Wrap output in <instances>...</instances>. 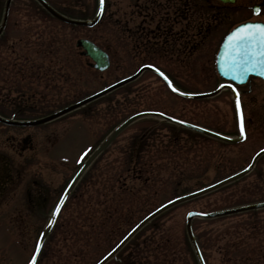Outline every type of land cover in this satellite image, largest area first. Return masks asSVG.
I'll return each mask as SVG.
<instances>
[{
	"label": "rangeland",
	"instance_id": "rangeland-1",
	"mask_svg": "<svg viewBox=\"0 0 264 264\" xmlns=\"http://www.w3.org/2000/svg\"><path fill=\"white\" fill-rule=\"evenodd\" d=\"M49 1L75 18H91L98 2ZM118 4V0H104L96 23L70 26L48 14L36 0H11L0 34V49H29L28 62L41 67L40 83L49 96L46 101L50 110L131 73L142 62L161 66L182 90L194 92L215 87L219 81L213 68L215 49L222 34L237 19L221 22L212 36H206L199 50L188 52L182 59L178 54L158 57V50L153 54L148 50L141 52L120 33L115 19ZM3 5L4 0H0V20ZM77 37H87L100 45L108 53L109 66L102 71L88 68L86 58L77 56ZM35 52H45L46 56ZM238 90L245 135L237 142L220 141L156 116L137 118L120 129L80 176L73 197L62 205L35 264H92L133 223L160 203L245 166L253 153L264 146L262 82L254 79ZM143 109H158L228 135L238 133L235 105L228 89L206 97L185 98L171 92L157 75L145 70L57 118L53 128L57 127L59 139L53 149L71 162L66 168L60 162L56 176L48 169L46 179L61 183V190L78 161L120 121ZM6 152L10 156L9 180L8 189L0 192V223L6 227L0 225V264H27L49 213L44 212L45 208L40 212L42 226L36 230L29 226L26 230L20 226L19 230L10 221L17 216L11 218L6 209L15 199H21L25 185L30 188L28 178H35L36 168L21 167L24 158ZM28 168L30 171L26 172ZM85 180L89 181L86 195ZM122 185L131 188V194ZM104 193L113 195L119 216H102L100 202L106 196ZM260 199H264V153L243 176L157 213L129 238L116 257L130 255L131 264H198L185 231L187 211H209ZM87 204L91 207L89 212ZM191 227L205 264H264V255L258 253L264 251V207L194 217ZM105 264L116 261L111 259Z\"/></svg>",
	"mask_w": 264,
	"mask_h": 264
},
{
	"label": "flooded vegetation",
	"instance_id": "flooded-vegetation-1",
	"mask_svg": "<svg viewBox=\"0 0 264 264\" xmlns=\"http://www.w3.org/2000/svg\"><path fill=\"white\" fill-rule=\"evenodd\" d=\"M118 3L115 19L120 33L130 38L141 52L158 50V57L178 54L182 59L188 52L199 50L206 36H212L221 22L229 23L236 19L264 21V0H234L232 3L221 0H118ZM256 7H259L258 13L253 12ZM28 50L0 49V192L8 189L10 156L6 151L24 158L21 167L34 165L35 178H28L30 188L25 185L21 199L18 202L15 199L6 210L11 218L17 216L10 221L16 223L18 229L21 226L26 230L29 226L36 230L37 226H42L43 209L50 214L60 196L61 183L48 181L46 175L49 169L56 176L61 160L60 154L53 149L59 139L57 127L53 128L57 118L39 121L51 112L46 101L49 96L43 92L40 83V65L27 60L30 59ZM50 103H53V97ZM68 164L66 161L67 166L61 165L66 168ZM29 171L30 168L26 169ZM84 183L83 194L86 195L89 181ZM75 186L67 199L73 197ZM122 188L131 194V188L125 185ZM104 197L100 202L102 216L106 219L119 216L120 210L115 206L113 195L109 193ZM84 199L89 204V197ZM86 209L89 212L91 207L88 205ZM0 225L5 227L2 223ZM119 249L108 260L113 259L116 264H131L130 255L116 257ZM54 253L57 254V249Z\"/></svg>",
	"mask_w": 264,
	"mask_h": 264
},
{
	"label": "water",
	"instance_id": "water-1",
	"mask_svg": "<svg viewBox=\"0 0 264 264\" xmlns=\"http://www.w3.org/2000/svg\"><path fill=\"white\" fill-rule=\"evenodd\" d=\"M9 1L10 0H5V4H4V9H3V15H2V19H1V23H0V32L4 26V23H5V19H6V15H7V9H8V5H9ZM44 7L47 11H49L53 16L57 17L58 19L60 20H63L65 22H71V23H81V24H92L96 18L98 17L99 15V12H100V7L98 9V13L97 15L95 16L94 19H91V20H73V19H70L58 12H56L52 7H50L48 5V3L44 0H38ZM75 45L76 46H80L82 47V51L81 53L87 55L88 57H90L92 59V63L91 65L95 68H98V69H104L107 65H108V57H107V54L100 48L98 47L97 45H95L92 41L86 39V38H78L76 39L75 41ZM224 48V39L218 49V52H217V55H216V67H217V71L219 73L220 76L222 77H225L227 79H230V80H233L232 79V75L231 74H228V75H225V74H222V65H221V60H222V57L220 55L221 53V50ZM144 67H149V66H142L138 71H136L135 73H133L132 75H129L128 77H125L123 79H121L120 81H117L107 87H105L104 89L94 93L93 95H90L80 101H77L65 108H62L58 111H56L55 113H53V115L51 116H54V115H57L63 111H66V110H69L81 103H83L84 101L88 100L89 98H92L100 93H103L104 91L110 89V88H113L115 87L116 85L126 81V80H129L131 79L132 77H134L135 75H137L142 68ZM151 69H153L155 72H157L159 75H161V72H159L158 70L150 67ZM246 74L248 73H244V78L243 80L245 79V76ZM254 74H258V73H254ZM259 75V74H258ZM163 77V79L167 82L168 86L170 85V83L168 82L167 79H165V76L164 75H161ZM261 76V75H260ZM264 78V76H262ZM242 80V81H243ZM235 81V80H233ZM237 82V81H235ZM224 85H227L228 87H230L233 91V86L231 84H228V83H223V84H220L215 90H212V91H208V92H203V93H195V94H187V93H183V92H180V91H177L176 89L173 88V86L171 85V89H173L174 91L178 92L179 94H182L184 96H187V97H198V96H205V95H210V94H213L215 93L216 91L219 90V88L221 86H224ZM233 94H234V97H235V100L237 98L236 96V92L233 91ZM144 114H156V115H160L166 119H169L171 121H175L185 127H188V128H191V129H194L196 131H199V132H202L204 134H207V135H211V136H214V137H217L219 139H222V140H225V141H237L239 140L242 136L240 135L239 137L235 138V137H228V136H225V135H222L218 132H215L213 130H210V129H207V128H204V127H200V126H197V125H194V124H191V123H188V122H185V121H182V120H178V119H174V118H171L169 116H166L160 112H155V111H141V112H137L131 116H129L128 118H126L122 123H120L116 129L113 131V133L110 135L109 139L121 128L123 127L125 124H127L129 121H131L132 119L140 116V115H144ZM239 123V129H240V122L238 121ZM107 139L105 142L101 143L94 151L91 155H89V157L87 158V160L84 162V164L82 165L83 167L89 162L90 159H92V157L96 154V152L101 149L105 144L106 142L109 140ZM264 151V148L260 149L259 151H257L253 157L251 158L250 162L248 165H246L243 169H240L239 171L235 172V173H232L214 183H211L205 187H202L198 190H195V191H192V192H189V193H186L184 195H181V196H178V197H175L167 202H165L164 204L160 205L157 209H155L154 211H152L150 214H148L145 218H143L133 229L135 230L139 225H141L147 218L151 217L152 215H154L155 213H157L158 211H160L161 209L167 207V206H170L172 205L173 203H176V202H179V201H182V200H185V199H188V198H191V197H194L196 195H200L204 192H207L213 188H216L230 180H233L234 178H237L238 176H241L243 175L244 173H246L253 165V162L256 158V156H258L260 153H262ZM82 167V168H83ZM80 171V170H79ZM78 171V172H79ZM77 172V173H78ZM76 176V175H75ZM62 198V197H61ZM62 199H60L61 201ZM60 203V202H59ZM264 206V201H260V202H254V203H249V204H244V205H239V206H235V207H229V208H224V209H219V210H213V211H209V212H197V211H190L187 213L186 215V230H187V234H188V237L190 239V242L193 246V249L196 253V256H197V259H198V262L199 264H204L203 262V259L200 255V252L198 250V247L195 243V240L193 238V235H192V232H191V228H190V218L192 216H200V217H212V216H217V215H221V214H228V213H232V212H236V211H240V210H244V209H248V208H257V207H263ZM130 231L127 236H129V234L132 232ZM44 234L45 232L41 235L40 237V242L42 240V238L44 237ZM125 236L119 243H123V241L126 239ZM109 256L106 255L103 259H101L98 263L96 264H100L101 262H103L107 257Z\"/></svg>",
	"mask_w": 264,
	"mask_h": 264
},
{
	"label": "snow or ice",
	"instance_id": "snow-or-ice-1",
	"mask_svg": "<svg viewBox=\"0 0 264 264\" xmlns=\"http://www.w3.org/2000/svg\"><path fill=\"white\" fill-rule=\"evenodd\" d=\"M104 0H100L102 6ZM254 13L259 12V7L253 9ZM222 60V74L232 75V79L237 83L242 82L244 73H258L264 76V21L259 22H240L232 27L224 37V48L220 53ZM163 75V73H161ZM165 79H167L165 77ZM171 87V84L169 85ZM235 92L236 89L233 88ZM236 117L240 122V135H245L242 123V113L239 98L235 100ZM62 199V198H61ZM60 208L58 202L52 210V217L57 215ZM53 223L52 219L48 220V224ZM41 248L39 239L35 242V251L30 255L31 258L27 264H35L37 253Z\"/></svg>",
	"mask_w": 264,
	"mask_h": 264
},
{
	"label": "trees",
	"instance_id": "trees-1",
	"mask_svg": "<svg viewBox=\"0 0 264 264\" xmlns=\"http://www.w3.org/2000/svg\"><path fill=\"white\" fill-rule=\"evenodd\" d=\"M57 9H59V8H57ZM59 10H61V9H59ZM62 11V10H61ZM258 253L259 254H261V255H264V251H260V250H258ZM250 264H255L254 262H250Z\"/></svg>",
	"mask_w": 264,
	"mask_h": 264
}]
</instances>
